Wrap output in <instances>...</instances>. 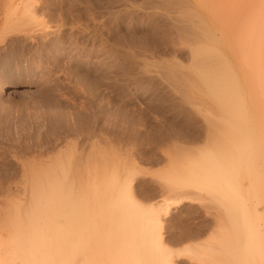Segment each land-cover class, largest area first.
Instances as JSON below:
<instances>
[{
  "label": "rangeland",
  "instance_id": "obj_1",
  "mask_svg": "<svg viewBox=\"0 0 264 264\" xmlns=\"http://www.w3.org/2000/svg\"><path fill=\"white\" fill-rule=\"evenodd\" d=\"M247 1L40 0L46 9L40 12H49L53 18L40 19L37 28L49 26L48 31L54 32L64 25L62 29L72 36L75 48L38 50L33 57L26 54L30 58L27 62L20 56L22 44L16 46L13 38L0 47V83H4L0 87L1 259L9 264L12 248L6 240L10 223L17 221L16 207L27 223L33 204L31 191L39 188L34 184L37 174L43 180L48 174L49 180L58 179L60 183L50 187L44 181L46 187L42 188L59 191L62 204L55 213H48L50 220H59L61 211L65 222L58 223L59 228L70 230L72 208L91 199L89 192L96 189L103 206L101 213L93 215L96 222H114L106 231L113 230L108 234L113 250L125 264H135L144 253L137 243L129 241L128 227H121V217L115 210L119 191L130 184L131 192L148 206L157 201L143 196V190L149 185L159 189L157 185L165 187L174 181L188 185L192 201L173 209L164 220L168 237L188 226L210 223L211 227L197 242L171 245L173 264H200L201 256L214 264L227 263L224 238L221 241L219 237L223 236L220 231L228 228L233 238L240 239L244 264H262L264 90L255 82L244 59L234 52L241 45L238 39L232 37L229 44L220 43L224 32L213 27L221 17L225 33L232 32L228 20L235 12L237 17H231L230 22L237 19L236 26L243 17L240 26L235 27L242 33L249 22ZM232 5L236 9L230 8ZM232 44L235 47L226 52ZM205 47L212 48L213 54L202 59L210 62L216 59L210 57L228 54L224 57L234 74L228 75L238 90L237 101H229L232 106L216 103L197 78V49ZM216 64L222 66L219 61ZM247 114L253 117L249 115L252 122L247 121ZM237 119L239 122H234ZM80 159L93 163L53 167L58 160ZM247 239L254 240H250L254 246ZM64 245L67 251L62 252L67 256L72 251L69 243Z\"/></svg>",
  "mask_w": 264,
  "mask_h": 264
},
{
  "label": "bare ground",
  "instance_id": "obj_2",
  "mask_svg": "<svg viewBox=\"0 0 264 264\" xmlns=\"http://www.w3.org/2000/svg\"><path fill=\"white\" fill-rule=\"evenodd\" d=\"M243 4L244 3L242 2L241 5L243 6ZM235 5H237V2ZM247 6H248L247 7L248 20L246 21H249V22L247 23L246 28L244 29V31H242V33L238 28H235V27L237 25L240 26L241 24L240 21H242L241 19L243 17L239 21H237V23L239 24L235 26L234 23H236V20H237L235 17L234 18L236 20L235 21L231 20L230 22V19H233L231 17L236 15L233 10L231 11V9L230 10L228 9V10L229 12L230 11L234 12L233 16H232V13H230L231 14L230 15L227 12L228 10L226 12L229 14V16H231L229 17L228 24H229V28L232 27V29L233 28L234 29L232 30L228 28V30L232 32L227 31V33L228 32L229 33L228 34L225 33L224 30H226V25L224 21L221 19V17H219L220 20H218L219 18H217V16L215 17V15L213 17H215L214 19L216 21L218 20V22L214 21L213 27L214 28L216 27V29H218V32H220L221 30L222 32H224L223 34H221V37L223 39L221 38V41L219 40L220 43H224L225 41V44L227 42L229 44L230 39L232 37H235L236 39H238L236 40L234 38L241 45L236 46V50H234V52L244 59V61L247 64V67L250 70V73L253 75L255 79V82H257L260 88L264 90V0H249L247 1ZM236 7L237 6L233 7V5L232 7L230 6V8H235V9ZM42 8H44V6H42V3L40 2V0H0V15H2L1 16L2 23L0 25V47L6 45V42L8 41L9 38H13L16 41V46L19 44L20 45L22 44L21 45L22 47H20L22 54L20 56L22 59H26L27 62H29L30 58L27 57L26 54H30L33 57L36 53L39 52L38 50H47L50 48L51 50L54 49V50L61 51L67 48L73 51L75 47H73V41H71L72 36L70 37L69 35H66L64 29H62L64 25L59 26L58 29L55 30L54 32L48 31L50 30V27L46 25H45L46 26L45 28L44 27L42 29L37 28L35 24L38 23L40 19H45L47 17L53 18V15L50 14L49 12L45 13L43 11L44 12L43 13L41 11L42 12L41 13L40 10H42ZM242 8L240 9L237 8V9L242 10ZM211 12L213 14V11ZM241 13L244 15L243 12ZM40 23L42 22L40 21ZM43 24H45V22ZM230 24H233V25H230ZM216 29L214 31H216ZM244 32L246 35L243 34ZM230 33H232L233 35ZM216 34H218L217 31H216ZM103 46H104V43H103ZM233 47H235V45L233 44L229 45L227 47L226 52H230L233 49ZM211 49L207 47L197 49L196 56L198 57L197 58L198 62L195 65V72H196V75L198 76L197 78L200 79V82H202L205 85L208 91L207 93H209V95L211 96V99H213L218 104H221V105L223 104V105L228 106L229 101H234V100L237 101V98H238V95H237L238 90H236L237 86L234 85V82L230 78L231 76L228 75V74L234 75L230 71L232 67L230 63L228 62L227 58L224 57V55L228 56V54L226 53H224V55L216 53V54H219V58L210 57L211 59L216 58L213 61L216 62L217 60L216 63H218L219 61L222 64V66H219L216 63L213 64V61L210 62L208 60H205L206 58L202 59L205 55L210 56V54H213L211 52ZM15 58H17V56ZM4 75H6V73H3V76ZM3 86H4V83L1 82L0 87L3 88ZM19 93L20 91H16V94H19ZM241 99H243V97ZM229 104H231L232 106L233 103H229ZM237 107L234 105L235 109H238ZM241 109L242 108H240V110ZM243 110L241 111L242 113H244ZM232 111L233 109H231V112ZM229 112H230V109H229ZM229 114L230 113H228V115ZM247 115H248V118H249V115L251 118V114H247ZM231 117H233V115ZM235 117H238V116H235ZM254 117H255V120H258V116H254ZM232 119L236 120L234 118ZM249 119H247V121H251V119L250 120ZM247 121L246 120L244 121L245 124ZM234 122H239V120L237 119V121H234ZM215 125L216 124H214V126ZM91 161L90 159H84V160L80 159L76 162L58 160V162L55 164L56 166L53 165V167H64V165H72V164H77L78 166H90V164L93 163ZM47 175H46L45 180H43L41 179V176L37 174L38 177L34 181V184L36 186H39V188H37L35 192L31 191L32 195L34 193L33 199L31 198L33 201V204H32V207L30 208V211L27 217L28 218L27 223L23 221L20 217L21 209L19 207L18 208L16 207V211L14 212V214L17 218V221L13 222L12 224L10 223V226H11L10 235H9L8 240H6L7 244L10 245L12 248V250L8 253L9 254V258H8L9 264H14L15 262H17V260H22L23 264H125L124 262H122L119 256H117V254L115 253V250H113L112 242H111L112 240L108 235L109 233L112 234L113 230H110L111 232L109 233L108 231H106V229L110 227V224L114 222L112 221L111 223L110 222L102 223L105 219L103 221L101 219V221L98 220L96 222L95 215H93L94 212L101 213L100 208L101 206H103L101 205L100 195L98 194L97 190L96 189L93 190L94 188H92L91 191L89 192V195H91L92 198L91 199L86 198L85 200L81 201L78 206L75 205L76 207L72 208L74 212L73 213L74 215L72 216L73 226L72 228H70V230L68 228L64 230L62 229L63 230L62 231L60 230L61 228L59 227H60V224H64L65 221L61 220L62 216H61L60 209H59L60 216L58 215L59 220L57 217L54 216L55 219H57L58 221L56 220L55 222H52L48 214L51 211L55 213L56 212L55 210H57L59 207L61 208L62 204L60 205V198L58 196L59 191H56L52 188H50V191H45L43 189L44 187H46L44 186V181H45V184H48V186L50 187L53 186L52 184H59L60 182L58 181V179H54L55 181L49 180L47 178ZM157 186H160V188L161 187L162 188L161 189L159 188L160 189L159 190V189L154 188L155 186L150 187L149 185L147 189L143 190V196H146V198L151 201H154V200L157 201L153 205L147 206L141 203V201L137 199L138 197H136L135 195L136 193L134 194L133 192H131L130 184L129 185L127 184L125 187H123L119 191L118 197L115 199V202H116L115 210L118 211L119 216L121 217L120 218L121 227H123L124 229L128 227L129 234H130L129 241L135 242V244L137 243V246L140 248V251L144 253L142 256H139L137 258V261L135 264H173V260H172L173 252L171 251L172 252L171 253L169 251V248L171 245L180 244V243L189 242V241L197 242L200 238H202V236L204 235V232H206V230H209L208 228L211 227V226L209 227V225H211L210 223H208L209 225L202 224L194 228L188 226L184 229H181L179 232L173 233L170 237H168V232H166L164 220L166 218H169L170 213L173 209H179V208L181 209L182 207L185 206V204L190 203L192 200L189 197L190 196L188 192L189 187L183 182L181 183L178 181H174L169 186L163 187L160 184ZM102 202H104V200ZM112 202L114 203V201ZM112 211L114 212V210ZM222 215L223 214H221V216ZM256 217H259L258 214ZM262 219L264 220V217H262ZM220 222L221 221H217L216 223L219 226H221ZM58 223L60 224L58 225ZM236 223L239 224L238 222ZM218 225L217 227H219ZM238 228L240 229V227ZM227 230L225 232L220 231V233H222L224 237L223 236L219 237L220 239L222 237L221 241L224 238L223 246H224V249H226L225 255L227 257L225 259L227 263L225 264H244L245 261H243V259H245V255L243 254L244 255V258H243L240 254V249L242 246L241 242L239 241L240 239L233 238L232 232L229 231V228ZM235 233H238L239 235V230L237 228L235 229ZM258 234H261V233L259 232ZM64 235L65 236L67 235L69 238L65 239ZM243 237L245 236H242V239ZM116 239H117V236H116ZM217 239H218V236H217ZM262 239L260 238V243H262L261 242ZM248 240L249 239H247V241ZM250 240H249V245L251 243ZM219 241H217L216 243H218ZM251 241L254 242V240H251ZM258 242H259V237H258ZM65 243L70 244V247L68 245V248L72 251L70 253L71 255L68 254L66 256L67 252H64L65 255L63 254L62 251L64 250L67 251L64 247L66 246L64 245ZM257 245L261 246L262 244L259 245L258 243ZM250 246H254V245L252 244ZM120 247H121V244H120ZM215 249H219V248H215ZM4 250L6 251L5 248ZM121 251H123L122 247H121ZM127 252L129 253V250H127ZM253 252L255 253V251ZM201 253H204V252H200V254ZM262 254H264V252H262ZM217 256L215 257L217 258ZM262 258H264V255ZM124 259H125V252H124ZM129 259L130 258H128V260ZM218 260L220 259L218 258ZM198 261L200 262V264H214L210 260L208 261L202 258V256L198 259ZM223 261H224V258H223ZM129 262L127 263L132 264ZM247 262L250 263V260ZM0 264H8V263L7 261L0 258ZM262 264H264V261L262 262Z\"/></svg>",
  "mask_w": 264,
  "mask_h": 264
}]
</instances>
